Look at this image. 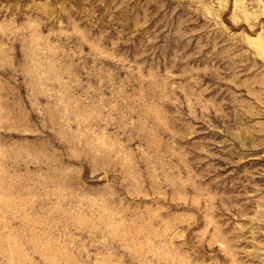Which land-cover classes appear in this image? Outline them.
Segmentation results:
<instances>
[{
  "label": "rangeland",
  "instance_id": "374dc122",
  "mask_svg": "<svg viewBox=\"0 0 264 264\" xmlns=\"http://www.w3.org/2000/svg\"><path fill=\"white\" fill-rule=\"evenodd\" d=\"M0 264H264V0H0Z\"/></svg>",
  "mask_w": 264,
  "mask_h": 264
}]
</instances>
